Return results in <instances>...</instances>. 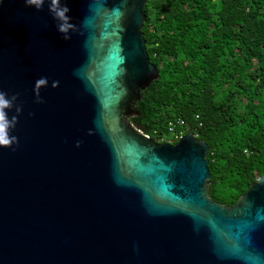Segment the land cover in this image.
I'll return each mask as SVG.
<instances>
[{
  "label": "water",
  "instance_id": "water-1",
  "mask_svg": "<svg viewBox=\"0 0 264 264\" xmlns=\"http://www.w3.org/2000/svg\"><path fill=\"white\" fill-rule=\"evenodd\" d=\"M147 1L61 0L65 40L51 0H0V91L18 117L0 146V264H264V174L222 204L192 129L157 142L129 121L159 76Z\"/></svg>",
  "mask_w": 264,
  "mask_h": 264
},
{
  "label": "trees",
  "instance_id": "trees-1",
  "mask_svg": "<svg viewBox=\"0 0 264 264\" xmlns=\"http://www.w3.org/2000/svg\"><path fill=\"white\" fill-rule=\"evenodd\" d=\"M141 29L159 76L129 118L159 142L166 125L209 146V195L225 205L264 174V0H148Z\"/></svg>",
  "mask_w": 264,
  "mask_h": 264
},
{
  "label": "clouds",
  "instance_id": "clouds-1",
  "mask_svg": "<svg viewBox=\"0 0 264 264\" xmlns=\"http://www.w3.org/2000/svg\"><path fill=\"white\" fill-rule=\"evenodd\" d=\"M46 0H26L28 6H34L37 10H41ZM49 11L53 15V18L58 20V31L64 34V39H70L68 35L69 31L74 29V25L70 23L71 17L67 15L70 8L66 3L62 4L61 0H51L49 3ZM58 81H53L52 86L57 87ZM36 97L37 102H43L39 95V87L41 85H47L46 78H40L36 81ZM17 96L13 95L10 99L6 98V93L0 91V146L2 147H12L14 143H18V139L15 136H10L9 131L11 128L15 127L18 117L16 115L12 116L11 119L8 118L5 109H10L13 107V102L16 101ZM16 112H21L19 106L16 107ZM79 141L77 146H79ZM14 150V149H13Z\"/></svg>",
  "mask_w": 264,
  "mask_h": 264
},
{
  "label": "built area",
  "instance_id": "built-area-1",
  "mask_svg": "<svg viewBox=\"0 0 264 264\" xmlns=\"http://www.w3.org/2000/svg\"><path fill=\"white\" fill-rule=\"evenodd\" d=\"M185 126V121L181 118L172 119L167 122L166 128L173 141L176 142L186 133ZM194 136L197 137L195 134ZM161 140H163V137L160 138L159 142H161Z\"/></svg>",
  "mask_w": 264,
  "mask_h": 264
},
{
  "label": "rangeland",
  "instance_id": "rangeland-1",
  "mask_svg": "<svg viewBox=\"0 0 264 264\" xmlns=\"http://www.w3.org/2000/svg\"><path fill=\"white\" fill-rule=\"evenodd\" d=\"M170 136V135H169Z\"/></svg>",
  "mask_w": 264,
  "mask_h": 264
}]
</instances>
